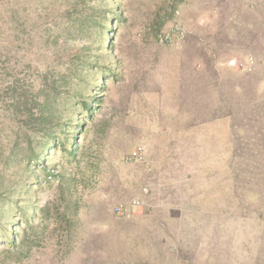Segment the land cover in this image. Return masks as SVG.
<instances>
[{
	"label": "rangeland",
	"instance_id": "rangeland-1",
	"mask_svg": "<svg viewBox=\"0 0 264 264\" xmlns=\"http://www.w3.org/2000/svg\"><path fill=\"white\" fill-rule=\"evenodd\" d=\"M0 175V264H264V0H0Z\"/></svg>",
	"mask_w": 264,
	"mask_h": 264
},
{
	"label": "trees",
	"instance_id": "trees-1",
	"mask_svg": "<svg viewBox=\"0 0 264 264\" xmlns=\"http://www.w3.org/2000/svg\"><path fill=\"white\" fill-rule=\"evenodd\" d=\"M103 28H109V23H107L106 25H103ZM96 57L99 60H101L100 55L96 56ZM89 69L91 70V68H89ZM107 73H110V72H106L104 75H106ZM89 74H90V72H89ZM79 77H81V75H79ZM94 100H95V98L93 96H91L90 102L88 100L83 101L82 102L83 108L86 110L90 109L91 105L89 103H91ZM45 102H47V101H45ZM45 102L42 104V106L45 109L44 111H46L48 113V116L51 118L54 106L53 107H47V105H44ZM41 117H43V119H44L43 120L44 125L47 124L50 120V118H48L44 114H41ZM52 123H54V124L52 125ZM30 124H31V122H30ZM51 125H52V127L47 131H54L55 130L57 136L65 135L63 139L67 140V142H68V147L66 150L69 154H72L73 153L72 147L74 146L73 141L76 138V135L73 134L72 131H73V129H77L79 127L81 128L82 127L81 122H78L77 124H74V125L72 124L70 126H67L66 129H62V125L56 121H54V122L52 121ZM50 144H51L50 142L47 143V141H46L42 146V150H40L38 153L31 156L32 160H34V162L43 161L44 151H45V149H47L50 146ZM9 184H10V182L6 180V177L3 175H0V206L2 204L6 203L5 199L11 200V197H10L8 191L11 190L14 186L10 187ZM4 218H5V213L3 211H0V227H1V223L3 222ZM17 227H19V223L15 222V220H10V222H8L6 224V227L4 228V232L2 233V239L4 241H6L9 245L14 246V245H16V243L23 242L22 234L20 231H18L16 229ZM0 229H3V228H0Z\"/></svg>",
	"mask_w": 264,
	"mask_h": 264
}]
</instances>
